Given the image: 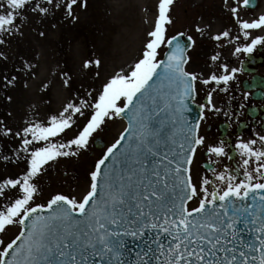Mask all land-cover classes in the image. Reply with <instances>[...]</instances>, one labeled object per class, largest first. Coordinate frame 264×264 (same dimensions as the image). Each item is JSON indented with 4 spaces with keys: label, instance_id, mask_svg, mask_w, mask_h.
Returning a JSON list of instances; mask_svg holds the SVG:
<instances>
[{
    "label": "snow or ice",
    "instance_id": "snow-or-ice-1",
    "mask_svg": "<svg viewBox=\"0 0 264 264\" xmlns=\"http://www.w3.org/2000/svg\"><path fill=\"white\" fill-rule=\"evenodd\" d=\"M242 2L249 6L251 0ZM173 3L159 0L141 55L95 95V90L77 94L59 112L45 119L37 114L20 128L0 120V138L18 142L11 154L0 146V161L25 165L20 173H0V264H264V135L236 145L245 158L235 171L217 172L210 162L212 176L196 180L199 146L217 157L227 155L223 142L209 146L199 135L205 111H219L213 103L217 89L211 86L228 85L239 69H230L217 52L210 57L215 69L207 75L188 70V51L196 40L189 35L185 41L184 33L167 35ZM80 7H87V0H0V45L22 34L29 12L46 17L59 11L76 18ZM239 8V0H233V18L243 40L251 42L236 46L234 54L252 53L264 45V35L252 37V30H264V15L243 20ZM196 31L205 30L197 26ZM242 38L228 29L211 37L217 46ZM0 58L7 59L3 51ZM100 65L97 58L85 61L84 68ZM16 79L3 76L4 87ZM201 86L207 103L190 122L185 113ZM161 113L171 116L170 128L159 119ZM125 117L127 127L95 162L81 199L56 193L36 202L40 179L53 163L79 157L109 120ZM194 199L198 206L189 208ZM9 226L20 230L5 242L2 234Z\"/></svg>",
    "mask_w": 264,
    "mask_h": 264
},
{
    "label": "rangeland",
    "instance_id": "rangeland-1",
    "mask_svg": "<svg viewBox=\"0 0 264 264\" xmlns=\"http://www.w3.org/2000/svg\"><path fill=\"white\" fill-rule=\"evenodd\" d=\"M158 3L159 0H87V7L77 8L83 10L76 12V18H65L59 11L46 17L29 12L21 28L22 34L9 37L6 45H0V51L7 56V59L0 58V120L20 128L37 114L45 119L59 112L77 94L84 96L95 90V95L112 74L127 68L141 55L150 31L146 19L156 12ZM227 11L211 0H174L171 23L166 26L167 35L183 31L196 40L195 46L188 51L191 57L188 70L207 75L217 64L210 60L213 54L220 53L225 63L232 56L234 42L221 41L217 46L218 42L207 36L213 22L220 25L218 32L228 29L233 36L239 35V26L233 23ZM199 24L205 30L203 35L196 31ZM97 58L101 60L99 68H84L85 61ZM5 75L17 77L13 86L4 87ZM211 87L217 89L213 93V103L217 105L221 100L218 93L221 85ZM204 97L206 92L201 86L197 100ZM125 127L122 118L109 120L94 134L89 150L79 157L61 158L53 163L40 179L42 192L36 202L45 203L56 193L81 199L88 189V174L95 162ZM97 137L104 146L96 147ZM17 145L18 142L0 138V146L6 154H11ZM24 167L23 162L4 164L0 161V173H20ZM193 175L197 181L204 175L197 159ZM198 201H190L189 208L195 207ZM19 230V226H9L2 234L5 242L14 239Z\"/></svg>",
    "mask_w": 264,
    "mask_h": 264
},
{
    "label": "flooded vegetation",
    "instance_id": "flooded-vegetation-1",
    "mask_svg": "<svg viewBox=\"0 0 264 264\" xmlns=\"http://www.w3.org/2000/svg\"><path fill=\"white\" fill-rule=\"evenodd\" d=\"M211 3L219 4L225 8L224 0H211ZM239 16L243 20H254L264 15V0H251L249 6H244L242 0H239ZM233 0H228V7L225 8L230 14V19L237 24L231 13ZM239 35L242 38L241 30ZM264 35V30H252V37ZM251 39L234 42L236 46L250 43ZM229 68L239 69L233 81L228 85H221V100L216 105L219 111H205V118L200 121L199 135L205 137V144L220 145L223 142L227 155L217 157L215 154H209L205 146H199L197 149V163L201 166L204 175L212 176V172L204 164L212 163V167L217 172L235 171L242 164L240 150L236 147L241 141L247 142L252 139H258V135H264V45H258L252 53L240 52L234 50L230 59L226 61ZM227 87V91H222ZM200 104H206V97L202 98ZM259 147V144H257ZM231 157V159H229ZM244 171L240 167V173ZM240 175L237 178L242 179ZM219 183V182H217ZM199 203V202H198ZM198 203L196 207L198 206Z\"/></svg>",
    "mask_w": 264,
    "mask_h": 264
},
{
    "label": "water",
    "instance_id": "water-1",
    "mask_svg": "<svg viewBox=\"0 0 264 264\" xmlns=\"http://www.w3.org/2000/svg\"><path fill=\"white\" fill-rule=\"evenodd\" d=\"M186 37H187V36H184V37H182V39H184V40L186 41ZM186 43H187V42H186ZM161 107H163L162 102H161ZM190 108H191V111L185 113V115L187 116V118L189 119L190 122H195L196 120L199 119V117H200V115H201V113H200V109H199V106H197V105L194 103V104H190ZM159 119H160L161 121H163L164 124L167 125L169 128L171 127V119H172V118H171L170 115L167 116V118H166L165 114H164V113H161V116H160ZM124 120H125V121L127 122V124H128V119H127L126 117L124 118ZM124 143H126V142H124ZM98 146H101V145H98ZM250 202H251V201H250V199H249L248 203H250ZM245 236L247 237L248 234L245 233Z\"/></svg>",
    "mask_w": 264,
    "mask_h": 264
},
{
    "label": "bare ground",
    "instance_id": "bare-ground-1",
    "mask_svg": "<svg viewBox=\"0 0 264 264\" xmlns=\"http://www.w3.org/2000/svg\"><path fill=\"white\" fill-rule=\"evenodd\" d=\"M81 10L83 9H77L76 12H81ZM158 16V9L156 10L155 13H152L147 19V23H148V27H149V30L151 31L154 27V24H155V20ZM200 28H202V24H199L198 25ZM219 27L220 25L217 23V22H213L211 25H209V29L207 31V36L208 37H212L214 36L216 33H218V30H219ZM72 134H69L68 136L71 137Z\"/></svg>",
    "mask_w": 264,
    "mask_h": 264
}]
</instances>
